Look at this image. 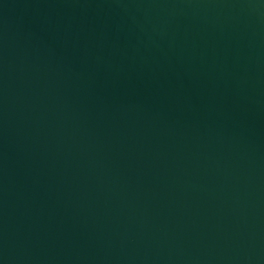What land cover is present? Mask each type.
Wrapping results in <instances>:
<instances>
[{
    "label": "water",
    "instance_id": "95a60500",
    "mask_svg": "<svg viewBox=\"0 0 264 264\" xmlns=\"http://www.w3.org/2000/svg\"><path fill=\"white\" fill-rule=\"evenodd\" d=\"M0 264H264V0H0Z\"/></svg>",
    "mask_w": 264,
    "mask_h": 264
}]
</instances>
